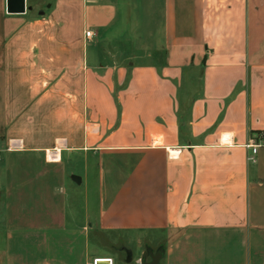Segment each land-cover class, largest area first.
<instances>
[{"label":"crops","instance_id":"crops-1","mask_svg":"<svg viewBox=\"0 0 264 264\" xmlns=\"http://www.w3.org/2000/svg\"><path fill=\"white\" fill-rule=\"evenodd\" d=\"M24 6L0 0V264H264V0Z\"/></svg>","mask_w":264,"mask_h":264},{"label":"water","instance_id":"water-1","mask_svg":"<svg viewBox=\"0 0 264 264\" xmlns=\"http://www.w3.org/2000/svg\"><path fill=\"white\" fill-rule=\"evenodd\" d=\"M25 12L24 0H5V13L7 14H23ZM125 251V249H123ZM126 262L130 261L129 251L125 252ZM157 257L150 255L148 262L139 264H156ZM93 264H110L107 259H97Z\"/></svg>","mask_w":264,"mask_h":264},{"label":"rangeland","instance_id":"rangeland-1","mask_svg":"<svg viewBox=\"0 0 264 264\" xmlns=\"http://www.w3.org/2000/svg\"><path fill=\"white\" fill-rule=\"evenodd\" d=\"M142 26L146 27V25H143V24H142ZM127 33L130 34L132 37L133 36L139 37V38H141V40L154 39L153 35H151V38H150V31H148L146 28L145 29L141 28L138 31H127ZM134 34H136V35H134ZM100 240H101V237H100ZM89 248H90V250H95L97 255H103L105 253H111L115 249V247L110 248L107 245L99 243L98 238H95V237H92L89 239ZM93 260H91V261H93Z\"/></svg>","mask_w":264,"mask_h":264},{"label":"built area","instance_id":"built-area-1","mask_svg":"<svg viewBox=\"0 0 264 264\" xmlns=\"http://www.w3.org/2000/svg\"><path fill=\"white\" fill-rule=\"evenodd\" d=\"M91 35V33L89 32V31H86L85 33H84V36L85 37H89ZM245 147L247 148V149H250V155L249 156H247L246 157V160L247 161H252V159H253V154L255 153V149L258 147V144L257 143H254L253 141H249L246 145H245ZM96 260H93L92 261V264L95 262ZM107 261H109V259H107ZM109 263H110V261H109Z\"/></svg>","mask_w":264,"mask_h":264},{"label":"flooded vegetation","instance_id":"flooded-vegetation-1","mask_svg":"<svg viewBox=\"0 0 264 264\" xmlns=\"http://www.w3.org/2000/svg\"><path fill=\"white\" fill-rule=\"evenodd\" d=\"M127 251H128V250H126V249H125V251H122V252H123V255H124V257H125V252H127Z\"/></svg>","mask_w":264,"mask_h":264},{"label":"bare ground","instance_id":"bare-ground-1","mask_svg":"<svg viewBox=\"0 0 264 264\" xmlns=\"http://www.w3.org/2000/svg\"><path fill=\"white\" fill-rule=\"evenodd\" d=\"M97 259H102V258H95L94 260H97ZM104 259V258H103Z\"/></svg>","mask_w":264,"mask_h":264}]
</instances>
